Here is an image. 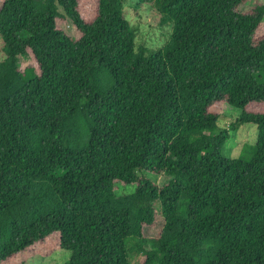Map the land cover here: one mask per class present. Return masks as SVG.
<instances>
[{
	"label": "trees",
	"instance_id": "obj_1",
	"mask_svg": "<svg viewBox=\"0 0 264 264\" xmlns=\"http://www.w3.org/2000/svg\"><path fill=\"white\" fill-rule=\"evenodd\" d=\"M247 1L138 0L173 27L148 48L127 0H98L90 20L80 0H3L0 264L54 235L66 264H264V3ZM245 123L251 157L227 158Z\"/></svg>",
	"mask_w": 264,
	"mask_h": 264
},
{
	"label": "rangeland",
	"instance_id": "obj_2",
	"mask_svg": "<svg viewBox=\"0 0 264 264\" xmlns=\"http://www.w3.org/2000/svg\"><path fill=\"white\" fill-rule=\"evenodd\" d=\"M81 12L84 18L90 20L96 13L98 0H80ZM138 0H127L125 6V15L131 25L136 29V44L137 46H146L148 48H156L164 46L172 35V25L162 26L158 22V15L154 5H146L136 10L135 5ZM3 0H0V8ZM257 3H264V0H248L247 3L241 6L244 12L250 11ZM61 27L67 25L65 22L60 23ZM260 35H264V25H262ZM68 32L71 36L76 37L75 29L67 25ZM6 57L0 36V62ZM30 64H35V60L31 53L27 58L20 59V67L22 70ZM222 116L220 121V128L231 129V125L236 123L239 112L234 110L229 105L215 108ZM230 139L226 142L223 148V154L230 159H249L251 152L246 145H255L258 140V127L254 123H245L236 130H232ZM148 177L160 186L165 184V179L159 175L149 174ZM118 195L129 194L134 192V186H123L120 184L117 187ZM160 207L158 206V210ZM164 220L158 214L156 224L151 227H145L144 234L147 237H159L162 231ZM49 255L48 257H44ZM71 258V252L68 250L59 249V238L57 235L52 236L46 242L36 244L28 249L26 252L20 254L18 257L8 260L4 264H66ZM144 258L139 255H131L132 264L142 262Z\"/></svg>",
	"mask_w": 264,
	"mask_h": 264
}]
</instances>
